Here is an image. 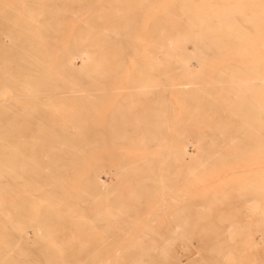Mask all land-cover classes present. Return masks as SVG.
Returning <instances> with one entry per match:
<instances>
[{
    "label": "rangeland",
    "instance_id": "obj_1",
    "mask_svg": "<svg viewBox=\"0 0 264 264\" xmlns=\"http://www.w3.org/2000/svg\"><path fill=\"white\" fill-rule=\"evenodd\" d=\"M174 1L65 0L64 12H60L64 23L44 46L58 49L53 56L63 55L61 52L72 48V40L84 38L87 33L84 46L89 49L92 45L88 64L95 70L86 71L84 77L81 73L71 74L72 90L86 92L67 96L70 105L77 104L72 111L61 113L57 107L52 111L44 107L41 111L51 120H27L25 131L19 133L24 143L31 145L35 139L40 143L45 135L59 136L61 154L54 160L60 163L49 164L52 157L46 152L41 156L45 167L36 173L40 174L41 184L52 183L54 192L59 186L62 194L59 199L35 198L40 196L35 194L25 202L17 203L20 199L13 197L0 202L4 206L0 217H5L7 229L22 235L6 240L29 241L28 246L8 248L0 264H24L19 256L25 248L26 255L36 259L49 256L47 249H60L50 255L54 259L49 264H103L99 258L120 256L117 250L123 243L137 241L134 248H144L170 232L218 233L223 237L230 231L192 226H237L264 206V120H241L240 107L238 118L229 116L237 110L230 101L232 97L241 95L244 103L252 96L246 97L245 89L255 90L259 98L258 89L264 92V37L262 44L260 38L249 40V53H243L245 47L238 43L228 44L218 53L211 51L213 44L207 43L193 50L190 41L176 42V38L165 34L178 29L169 25L174 17L168 18V13H180L171 6ZM186 1L190 8L204 6L196 3L203 0ZM244 1L251 2L245 7H264L256 3L264 0ZM226 22L234 26L232 19ZM122 25L125 27L121 30ZM156 26L158 34L153 33ZM109 31H113L112 37L105 36L111 34ZM153 37L159 41L156 45L150 43ZM151 47H159V53L153 54ZM166 48H171L170 55ZM72 57L69 64L76 69L80 62ZM254 80L261 83L255 86ZM175 139L184 151L167 147ZM69 141L77 147L73 151H68L75 147ZM95 176L105 183L93 182ZM58 179L64 182L62 187H52L53 180ZM50 188L38 190L49 193ZM82 190L85 194L89 191L91 197L81 194ZM247 200L255 202L251 212L245 211ZM172 201L178 202L168 204ZM13 205L17 207L8 208ZM225 216L229 220L218 219ZM103 224L133 228L114 230L116 243L104 244L111 236L108 229L101 228ZM148 224L155 229L141 228ZM174 225L179 229H171ZM261 232L264 229L253 232L256 253L260 255L264 254ZM189 241L190 246L186 240L176 241L180 264H235L214 260V255L204 252L195 238ZM9 253L11 257H7ZM80 256L86 260L68 259ZM151 264L162 263L156 259Z\"/></svg>",
    "mask_w": 264,
    "mask_h": 264
},
{
    "label": "bare ground",
    "instance_id": "obj_2",
    "mask_svg": "<svg viewBox=\"0 0 264 264\" xmlns=\"http://www.w3.org/2000/svg\"><path fill=\"white\" fill-rule=\"evenodd\" d=\"M188 2L189 4L191 3L194 5V2ZM196 3L200 6H204H194V8H190L187 6L188 3L186 0L172 2L171 6L178 9V12L180 13L177 15L168 13V18L174 17V19L172 18L173 22L169 23V25H172V28L175 27L178 29L177 31H169L167 33H165L166 31L164 30V33L176 38L174 39L176 42L183 40L190 41L193 50L200 49L206 43L213 44L211 51L214 53L222 51L223 48L232 43H238L241 46L244 45L245 48L243 53H249V40L252 37L255 40L260 38L259 43L261 42L262 44L263 41L261 40H263L262 38L264 37V12L262 11H264V7H245L251 2L244 0H235L231 2H225L222 0H203ZM256 3L257 5L264 4V1ZM64 7H66L65 0H0V202H4V200L9 197L20 199L17 203L25 202V200L34 198L35 194H37V196L40 195L35 198L48 197L59 199L62 194V190L59 186L58 191L54 192V188H50L52 183L41 184L42 182L39 181L40 174L37 175L36 173L37 170H41L45 167L41 156L46 152L50 153L51 155L49 156L52 157L49 158V164L60 163V161L54 160L55 156H60L61 154L60 146L57 142L59 136L45 135L40 143L35 139V142L31 145L25 144V140L19 137V133L25 131V127L28 123L27 120H51L52 117L50 115L41 111L44 107L49 111H52L53 107H57V112L61 113L72 111L77 104L70 105L67 101V96L72 95L73 92H75L74 95H76V92L77 94L86 92L79 91L76 88L75 90H72V87H70L71 82L73 81L71 74L81 73V76L84 77L88 71L95 70L94 67L89 65L90 63L88 64L89 55L91 53L88 50H91L90 46L92 45H87L89 49L84 46V42L86 41L85 38L89 35L87 33H85L86 37L84 36V38H79L78 36V39L76 38L74 41L72 40V48L65 52H61L63 55L53 56L51 54H53L54 51H58V49L44 46V44L47 43L46 41L50 43L48 37H52V34L54 35L61 27V24L64 23V17L60 13L64 12ZM247 9L250 11L247 12ZM206 10L208 11L206 12ZM209 12H211V14ZM227 19L228 22L232 19L234 26H229L226 22ZM87 24L88 26L90 25L89 28H91V23ZM123 26L124 25L120 26V29L125 27ZM109 27L111 30L114 29V26L111 28L110 24ZM157 28L158 26H156L155 30H157ZM91 29H93V27ZM103 29L104 28H102V31H106ZM84 30L86 31V29ZM158 31L159 30L153 31V33L158 34ZM112 32L109 31L111 34L108 33L109 35H104L109 37L112 35ZM113 35L115 34L113 33ZM153 38L154 40H151L150 43L156 45L159 41H157L155 37ZM95 39L96 38H94V40ZM202 39L206 40L202 41ZM163 40L164 38L161 42ZM261 46L264 49V44ZM158 48L159 47H151V52L157 54ZM175 49L177 50V48ZM171 51V48H166V54L170 55ZM72 56H75L73 60L76 59L80 62L79 67L76 69H72L71 67L73 65L70 67L69 64L71 63L69 57ZM62 58L64 59L61 61ZM12 63L15 64V67H11ZM82 80H84V78L80 80V84L83 83ZM252 82L255 86L258 83H261L257 80ZM138 88L140 87H133V89L136 90H138ZM258 93L260 98L256 97L255 90L251 91L248 88L245 89L246 97L252 96L251 100H246L244 103L243 96L239 95V97H232L230 101L231 103L234 101L237 110L231 112L229 116L238 118L240 107L243 111L241 120H247L245 119L246 117H253V120H264V92H262V89H258ZM90 96L89 98H91ZM229 103L230 102L227 101V105ZM209 105L207 104V106ZM219 105L221 104L219 103ZM222 105L220 107H223ZM244 105L246 107L245 109L243 108ZM224 108L226 109V107ZM75 112L78 111L76 110ZM207 115L209 114L207 113ZM226 118L228 117L226 116ZM201 140L198 139V141ZM69 142L71 143L72 141ZM72 144L75 146L73 142ZM167 147L172 151H184L180 142L176 139L171 141ZM76 148V146L74 148L71 147L68 151H73ZM66 153H64L65 163L68 161ZM57 169L60 170V168ZM57 169H55V173L59 172ZM106 178L107 177H105V179ZM104 181L98 176H95L93 179V182L100 185L105 183ZM89 183L91 184V181H89ZM21 184H25L26 186L20 187ZM54 184L61 185L62 187L64 182H62L61 179H58L56 182L53 180L52 187H55ZM19 187L21 190H19ZM28 187L32 189L27 191L26 189ZM9 188H16L17 190H10ZM42 188H50L52 189V192L50 191L48 193L38 190ZM80 193H83V195L86 196L89 194L88 197H91L89 191L87 194H85L84 190L80 191ZM75 195L73 197L78 198V196ZM248 200L244 202L246 203L245 211L251 212L250 206L251 204H255V202ZM176 202L178 201H172L168 204H176ZM257 202L262 206V202L259 200H257ZM15 207L17 206L13 205L8 208L12 209ZM2 208H4V206L0 205V209ZM1 213L4 212H0V214ZM256 213V215L245 217L243 222L237 226L230 224L192 226L194 229L202 230L214 228L229 230L230 233H225V236L223 237H220L218 233L177 234L175 232H170L164 234V238H155L153 241L148 242L144 248L140 246L134 248L137 241L126 243L118 241L120 244L123 243L121 246H118L117 250L118 253H121L120 256L115 254L114 256L109 257L101 256L99 259L103 264H151V261L156 259L162 264H180L178 258V253L180 252L177 253L175 248L176 241L178 239L186 240L188 243L187 246H190L189 240L195 238L197 244L204 249V252L214 255V260L224 263L233 262L235 264H260L264 262V254H262L263 252H260L262 254L260 255L257 252L259 254L257 255L256 251L258 249L256 250V245L254 243L255 236L253 232L264 229V206H262ZM4 219V216L0 217V261H2L4 255H6L8 248L13 249V246L18 245L28 246L29 242H27V240H6V237L8 236L16 238L22 235L16 234L12 232V230H8V226H6L3 221ZM218 219L220 221L229 220L227 216ZM104 220H106V218ZM165 227L170 229V226ZM179 227V225H174L171 226V229L175 231L179 229ZM101 228L108 229L110 232H107V234L108 236H111L109 241L103 243L114 244L116 243L113 238L116 235L114 230L132 229L133 227L103 224L101 225ZM141 228L144 230L155 229V227L150 224L144 225ZM261 234L264 235V232H261ZM56 249L58 248H55L53 251L47 249V251L50 252V255H52V253L60 252V249ZM23 250L24 255L22 253L20 256L18 254V256L24 264H33L35 263V260H41V262L37 264H49L48 262L54 259V257L50 255L38 259H36V256L33 258L32 256L28 257L26 255L27 248ZM150 252H159L160 254L150 256L147 254ZM11 254L12 253H9L7 257H11ZM144 254L148 256H144ZM68 259L73 261L86 260L85 257L81 256Z\"/></svg>",
    "mask_w": 264,
    "mask_h": 264
}]
</instances>
